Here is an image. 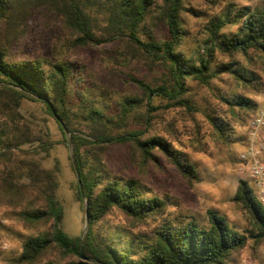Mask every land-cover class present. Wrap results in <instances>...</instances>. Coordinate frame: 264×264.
Wrapping results in <instances>:
<instances>
[{
    "label": "trees",
    "instance_id": "trees-1",
    "mask_svg": "<svg viewBox=\"0 0 264 264\" xmlns=\"http://www.w3.org/2000/svg\"><path fill=\"white\" fill-rule=\"evenodd\" d=\"M185 10L184 0H0V114L6 116L0 122V195L38 198L43 205L27 211L26 217L53 220L50 233L23 242L12 264H62L40 261L53 245L77 256L64 264H229L250 238L264 240V206L244 179L232 197L249 215V227L242 232L213 211L208 225L194 218L184 223L167 219L151 236L127 240L99 228L113 208L143 221L161 218L169 206L138 179L111 172L103 158L107 147L129 143L146 162H158L160 153L188 184L200 181L183 151L161 136L144 138L147 129L141 128L161 106L200 111L189 80L226 106L234 121L257 109L254 96L264 90V6L229 5L211 21L196 54L184 46ZM52 18L63 22L69 37H58L49 50L33 56L23 51L21 43L32 27H46ZM226 25L235 29L222 30ZM89 47L99 51L105 76L74 55L77 48ZM115 76L137 90L122 91ZM217 82L226 89L215 91ZM155 97L164 104H153ZM24 101L39 105L51 118L58 115L67 129L69 138L63 141L71 144L81 203L78 181L85 196L88 226L82 238L60 227L58 167L41 162L53 142L33 117L20 115ZM205 116L219 137H232L231 123L212 107ZM33 143L34 148H23Z\"/></svg>",
    "mask_w": 264,
    "mask_h": 264
},
{
    "label": "rangeland",
    "instance_id": "rangeland-1",
    "mask_svg": "<svg viewBox=\"0 0 264 264\" xmlns=\"http://www.w3.org/2000/svg\"><path fill=\"white\" fill-rule=\"evenodd\" d=\"M187 10L181 14L188 34L184 43L188 53L196 54L204 45L208 27L216 16L222 15L226 8L264 6V0H184ZM63 22L51 19L46 27H32L27 40L21 43V49L33 56L50 48L51 43L58 37L64 40L69 35L62 29ZM234 26L226 25L222 30L230 32ZM74 55L80 60L89 62L100 77L105 76L107 69L100 59L96 48H77ZM222 58L221 56H219ZM122 91H135L130 84L123 83L115 76ZM194 100L199 106L198 112L189 113L181 107L164 108L161 106L152 114L149 125L143 131V137L161 136L170 141L174 147L184 152L192 161L199 173L200 181L188 184L176 167L164 156L157 153L158 162H146L139 152L129 143L114 144L106 148L103 155L107 168L116 175L134 177L144 185L147 191L163 197L168 202V208L162 216L165 219H146L137 221L125 216L113 208L99 225L106 234H118L127 240L130 236H151L163 220H173L184 223L194 218L201 225H208L209 211L223 215L228 222L239 231L249 227L248 213L232 200L238 182L246 180L252 185L248 175V164L239 157L245 147L244 132L248 118L234 121L227 107L221 105L207 89L195 81L189 80ZM221 83L213 85L214 90ZM226 86L220 88L225 90ZM256 98V96H254ZM153 104L163 105L158 97ZM212 107L218 115L231 123L232 137L223 139L218 136L205 116L206 109ZM20 115L33 117L34 121L50 134L53 147L48 156L44 154L41 160L44 167H58L57 189L55 196L63 207V217L60 227L69 236L83 237L86 215L85 202L77 197V173L74 171L71 156V144L63 141L69 134L58 127L55 118L46 115L43 109L30 101H24L19 108ZM6 116L0 114V122ZM24 145L23 148H34ZM43 205L38 198L0 195V264H12L22 250L23 242L30 236L43 235L52 231L53 220H32L25 213ZM88 226V225H87ZM82 260H90L84 255ZM77 259L76 255L66 254L57 246H51L40 261L52 260L64 264ZM229 264H264V240L254 241L250 238L241 250L234 253Z\"/></svg>",
    "mask_w": 264,
    "mask_h": 264
},
{
    "label": "built area",
    "instance_id": "built-area-1",
    "mask_svg": "<svg viewBox=\"0 0 264 264\" xmlns=\"http://www.w3.org/2000/svg\"><path fill=\"white\" fill-rule=\"evenodd\" d=\"M257 109L249 116L244 132L245 147L239 157L248 164L257 200L264 206V90L256 96Z\"/></svg>",
    "mask_w": 264,
    "mask_h": 264
},
{
    "label": "water",
    "instance_id": "water-1",
    "mask_svg": "<svg viewBox=\"0 0 264 264\" xmlns=\"http://www.w3.org/2000/svg\"><path fill=\"white\" fill-rule=\"evenodd\" d=\"M54 117H55L56 121L58 122V124L60 125V127L62 128V130L64 132H67V129H66L63 121L58 117V115L54 114ZM77 178H78V173H77ZM78 183H79L81 199L83 200V202H85V196H84V193H83L82 185H81L80 181H78ZM87 225H88V220H87V216H86V219H85V230L87 229Z\"/></svg>",
    "mask_w": 264,
    "mask_h": 264
}]
</instances>
